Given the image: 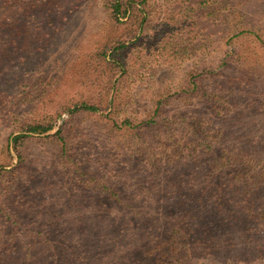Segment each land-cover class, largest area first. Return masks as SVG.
<instances>
[{
	"label": "rangeland",
	"instance_id": "374dc122",
	"mask_svg": "<svg viewBox=\"0 0 264 264\" xmlns=\"http://www.w3.org/2000/svg\"><path fill=\"white\" fill-rule=\"evenodd\" d=\"M148 1L131 19L113 24L107 0H0V164L16 166L0 185L18 188L23 226L51 237H80L83 222L95 219L107 200L97 185L138 195V185H175L179 164L196 178L191 171L196 164L206 167L209 158L199 146L190 147L200 139L194 140L196 131L229 166L250 167L249 185H264V106L256 91L248 94L253 87L241 85L264 75V49L255 43L257 36L264 40V0ZM243 30L248 32L224 64L232 37ZM117 43L123 67L101 56ZM193 67L203 87L186 93ZM160 101L166 106L162 118L175 117L171 129L137 135L121 126L125 118L142 121ZM84 102L106 108L72 112ZM233 118L239 127L227 133ZM39 121L54 124L51 133L67 124L70 149L36 136L23 149L25 159L14 150L11 157V138ZM182 156L194 157L186 163ZM172 190L164 187L165 194ZM158 194H149V203ZM91 243L105 259L114 246L108 236L84 242ZM117 246L123 250L119 241ZM261 257L257 264H264Z\"/></svg>",
	"mask_w": 264,
	"mask_h": 264
},
{
	"label": "trees",
	"instance_id": "16d2710c",
	"mask_svg": "<svg viewBox=\"0 0 264 264\" xmlns=\"http://www.w3.org/2000/svg\"><path fill=\"white\" fill-rule=\"evenodd\" d=\"M147 4L148 0H107L106 11L110 21L119 24L125 18L131 19L139 5ZM246 32L248 30L240 31V35L232 37L229 43L232 47L226 52L228 55H224V64H229L227 59L235 50L233 46L237 38ZM257 38L260 44L254 41L256 46L264 49V40ZM119 46L117 43L106 47L101 56L111 58L107 63L123 67L126 63ZM262 55L264 57V53ZM194 69L190 70L189 81L184 83L186 93L203 87L202 80L193 75L199 72ZM245 84L253 87L248 94L256 91L257 100H261L264 106V75L259 74L254 80L243 79L242 87ZM103 107V102H84L72 112L97 114L105 110ZM165 107V103L160 101L152 114L142 121L125 118L121 126L137 135L155 132L157 128L169 130L175 117H170V120L162 118ZM166 121L170 125L163 124ZM239 122L236 118L231 119L227 133H231L233 127L237 129ZM66 125L51 133L54 124L50 121L29 123L11 138L8 154L12 157L11 151L14 150L20 160L25 159L23 149L32 145L36 136H44L48 143L58 142L66 151L72 143V135ZM194 136V140L200 139L197 145H190L192 150L199 146L200 151L209 157L206 167L199 169L200 165L196 164L191 171L195 172L196 178L179 164L175 185H147V189L138 185V195L128 193L124 187L97 185V191L106 193L102 196L107 200L98 205L95 219L88 216L83 222L80 237H51L42 230L37 231L32 224L23 226L14 193L18 188L16 185H0V264H106L107 259L110 264H257L264 256V185H249L246 180L252 175L248 165L240 169L229 166L203 134L196 131ZM147 137L146 134L143 142H150ZM193 157L182 156L188 159L183 160L186 163ZM192 161L196 163L198 160ZM6 166H11V162L0 164V182L13 174L16 167L8 169ZM165 173L166 181H170V176L174 175L173 168H168ZM234 181L245 184L232 185ZM170 186L173 190L165 194L164 187ZM154 192H161L158 194L161 197L149 203L148 196ZM108 209L113 210L109 216L106 215ZM89 213L93 212L89 210ZM107 219L111 223L102 224ZM72 227L77 228L78 224L74 223ZM104 236L114 243L107 259L102 258L105 253L96 250L92 243L89 246L84 244L86 240ZM117 241L121 243L122 251Z\"/></svg>",
	"mask_w": 264,
	"mask_h": 264
}]
</instances>
